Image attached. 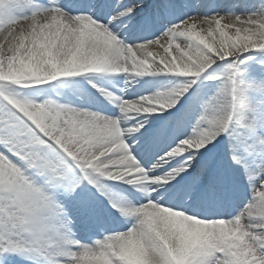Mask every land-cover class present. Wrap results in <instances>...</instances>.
I'll return each mask as SVG.
<instances>
[{
  "label": "snow or ice",
  "instance_id": "snow-or-ice-1",
  "mask_svg": "<svg viewBox=\"0 0 264 264\" xmlns=\"http://www.w3.org/2000/svg\"><path fill=\"white\" fill-rule=\"evenodd\" d=\"M254 51L264 0H0V264H264Z\"/></svg>",
  "mask_w": 264,
  "mask_h": 264
},
{
  "label": "rangeland",
  "instance_id": "rangeland-1",
  "mask_svg": "<svg viewBox=\"0 0 264 264\" xmlns=\"http://www.w3.org/2000/svg\"><path fill=\"white\" fill-rule=\"evenodd\" d=\"M220 2L227 5L233 0ZM236 80L241 86L252 85L247 91L249 102L264 111V51L251 52L244 58V62L238 65ZM257 134L264 136V120L258 121Z\"/></svg>",
  "mask_w": 264,
  "mask_h": 264
},
{
  "label": "clouds",
  "instance_id": "clouds-1",
  "mask_svg": "<svg viewBox=\"0 0 264 264\" xmlns=\"http://www.w3.org/2000/svg\"><path fill=\"white\" fill-rule=\"evenodd\" d=\"M252 87V85L251 84H249V85H246V88H251Z\"/></svg>",
  "mask_w": 264,
  "mask_h": 264
},
{
  "label": "bare ground",
  "instance_id": "bare-ground-1",
  "mask_svg": "<svg viewBox=\"0 0 264 264\" xmlns=\"http://www.w3.org/2000/svg\"><path fill=\"white\" fill-rule=\"evenodd\" d=\"M222 10V9H221ZM200 11H204V9H200Z\"/></svg>",
  "mask_w": 264,
  "mask_h": 264
}]
</instances>
